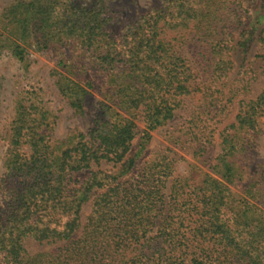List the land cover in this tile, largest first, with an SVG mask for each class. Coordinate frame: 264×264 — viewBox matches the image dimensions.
Segmentation results:
<instances>
[{"label": "trees", "instance_id": "trees-1", "mask_svg": "<svg viewBox=\"0 0 264 264\" xmlns=\"http://www.w3.org/2000/svg\"><path fill=\"white\" fill-rule=\"evenodd\" d=\"M86 1L18 0L1 14L0 36L7 45L0 41V55L7 48L26 70L28 47L51 50L60 68L73 75H59L57 87L76 111L91 85L78 78L85 69L66 59L65 49L86 56L104 89L95 126L75 134L67 147L49 144L50 120L40 102L22 96L16 103L3 161L0 264H264V165L247 174L239 160L264 115V91L239 101L234 120L219 132L221 152L200 186L190 188L187 204L164 202L160 178L172 174L164 158L136 170V156H128L139 133L136 117L143 124L142 148L193 92L190 67L160 38L159 25L176 29L191 22L208 50L213 88L226 97L232 54L245 53L252 39L240 28L245 3L253 0H162L126 25L117 41L106 31L114 0ZM211 135L190 133L198 155ZM101 163L113 171L92 170ZM83 172L88 177L80 181L75 175ZM244 179L240 195L230 190ZM28 237L63 245L56 253L28 256L23 249Z\"/></svg>", "mask_w": 264, "mask_h": 264}, {"label": "rangeland", "instance_id": "rangeland-1", "mask_svg": "<svg viewBox=\"0 0 264 264\" xmlns=\"http://www.w3.org/2000/svg\"><path fill=\"white\" fill-rule=\"evenodd\" d=\"M18 0H0V18L3 11ZM85 3L86 0H76ZM162 0H114L108 6V23L106 31L113 40H118L124 27L133 23L137 18L157 8ZM242 26L240 30L250 33L252 39L245 53L236 49L232 54L233 71L228 75L231 92L222 97L213 88L209 79V53L204 44L200 43L195 35L191 22L184 27L169 29L160 24V38L167 41L175 53L180 55L190 67L194 79L191 96L184 98L183 104L175 111V116L164 126L150 132V139L141 148V134L143 124L138 117L134 122L138 134L132 141L129 157L135 155L136 170L146 162L164 158L172 167L169 178L162 177L164 183L161 192L164 193V202L172 204L173 201L181 206L193 198L190 188L200 186L206 173H210V166L215 163V158L221 152L219 132L234 120L239 110V101L254 100L264 91V0H253L245 3L241 12ZM0 34H2L0 32ZM3 36L0 41L6 46ZM78 49L70 47L65 49V57L73 63H78L85 70L78 78L91 87L85 88L86 94L81 111H76L69 105L67 99L62 97L57 87L59 75H68L59 66V57L51 50L39 52L27 48L29 66L23 70L15 57L7 51L1 50L0 55V203L4 198L2 187L5 171L3 161L7 148V135L9 125L14 116V107L22 96L31 97L40 102L48 112L50 126L46 130L51 146H70L77 133L85 134L100 118L99 105L102 102L101 90L103 77L88 65V59ZM59 61V62H58ZM77 68V67H76ZM78 81V80H75ZM218 88V87H217ZM227 94V89L223 90ZM221 101H217V99ZM231 97L233 100L228 101ZM222 105V106H221ZM226 105V107H225ZM224 108V109H222ZM258 131L251 135L248 149L240 157L241 165L247 174L256 171L259 165H264V115L257 122ZM200 130L211 131V143L207 144L204 151L198 155L197 145L190 140V133ZM93 171L112 170L111 164L101 163L94 166ZM78 179L85 180L88 172L76 174ZM128 175L126 178H128ZM164 181V182H163ZM244 182L230 186L232 192L240 195L244 189ZM99 191L95 192L98 193ZM90 199L82 207L80 213V227H83L90 213ZM179 206V208H180ZM169 208V207H167ZM78 235V233H77ZM61 242L47 243L36 242L26 238L23 249L28 256L41 253H56L62 247ZM2 254L0 253V262Z\"/></svg>", "mask_w": 264, "mask_h": 264}]
</instances>
